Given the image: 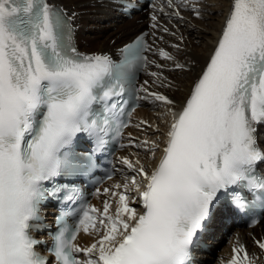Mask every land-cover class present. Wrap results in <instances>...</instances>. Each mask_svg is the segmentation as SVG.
<instances>
[{
  "label": "snow or ice",
  "instance_id": "obj_1",
  "mask_svg": "<svg viewBox=\"0 0 264 264\" xmlns=\"http://www.w3.org/2000/svg\"><path fill=\"white\" fill-rule=\"evenodd\" d=\"M168 4L200 15L194 0ZM73 17L50 0H0V264H193L222 196L231 194L236 211L264 206V0H231L215 48L179 108L149 91L148 81L137 88L138 73L154 63L144 34L120 49L117 62L78 50ZM140 99L164 105L170 120L162 148L159 138L140 142L154 163L122 158L136 175L111 192L114 212L108 200L102 211L79 203L74 184L46 187L57 177L93 173ZM80 140L90 147L77 151ZM48 197L64 207L43 255L37 246L46 242L32 233L46 227L40 205ZM81 232L99 239L81 247ZM256 243L264 250V240ZM232 251L227 264H253L243 246Z\"/></svg>",
  "mask_w": 264,
  "mask_h": 264
},
{
  "label": "bare ground",
  "instance_id": "obj_2",
  "mask_svg": "<svg viewBox=\"0 0 264 264\" xmlns=\"http://www.w3.org/2000/svg\"><path fill=\"white\" fill-rule=\"evenodd\" d=\"M50 2L53 6L63 9L69 17L75 13L72 20L76 26L77 45L86 53H107L111 56L116 48L126 44L142 29H150L148 59L154 63L146 66L139 86L148 81L145 86L149 91L167 95L179 108L215 48L229 13L231 0H194L200 12L199 16L188 8L169 7L168 1L159 2L145 11L146 17L137 14L119 23H112V12L106 8V0H50ZM177 11L179 16L175 15ZM152 16L156 17L155 21L151 19ZM153 24L156 25L155 28L152 27ZM165 28L167 32L164 31ZM82 32H86L87 36L82 37ZM161 50L173 59L162 58ZM176 63L184 65L183 70L175 69ZM153 72L158 73L159 78L152 76ZM143 95L141 92L140 96ZM143 101L144 106L135 110L132 116L131 132L136 136V147L131 148L125 155L133 164L137 160L143 164L154 163L149 159L151 153H146L140 142L159 138L162 148L163 133L170 120V114L165 115L164 105L153 104L150 100ZM142 121L147 123H141ZM157 127L160 129L159 132L154 131ZM159 155L160 152H157V157ZM134 175L135 172L128 174L127 178ZM262 227L264 231V225ZM217 232L216 236L219 233ZM256 235H258L256 228L236 231L229 239V243L221 249L218 254L221 258L214 264H227L233 255V248L240 246L245 248L253 264H264V250L254 245Z\"/></svg>",
  "mask_w": 264,
  "mask_h": 264
},
{
  "label": "rangeland",
  "instance_id": "obj_3",
  "mask_svg": "<svg viewBox=\"0 0 264 264\" xmlns=\"http://www.w3.org/2000/svg\"><path fill=\"white\" fill-rule=\"evenodd\" d=\"M81 35H82V37H86L87 33L86 32H82ZM88 47H89V45L86 46V48H88Z\"/></svg>",
  "mask_w": 264,
  "mask_h": 264
}]
</instances>
